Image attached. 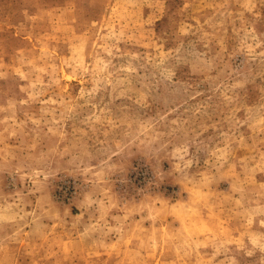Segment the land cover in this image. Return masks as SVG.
I'll return each mask as SVG.
<instances>
[{
    "label": "rangeland",
    "instance_id": "1",
    "mask_svg": "<svg viewBox=\"0 0 264 264\" xmlns=\"http://www.w3.org/2000/svg\"><path fill=\"white\" fill-rule=\"evenodd\" d=\"M0 264H264V0H0Z\"/></svg>",
    "mask_w": 264,
    "mask_h": 264
}]
</instances>
